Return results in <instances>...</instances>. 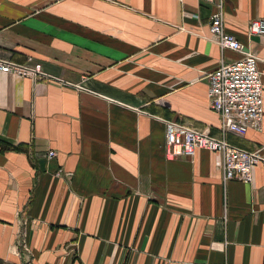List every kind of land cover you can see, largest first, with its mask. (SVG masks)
Returning <instances> with one entry per match:
<instances>
[{
    "label": "crops",
    "instance_id": "1",
    "mask_svg": "<svg viewBox=\"0 0 264 264\" xmlns=\"http://www.w3.org/2000/svg\"><path fill=\"white\" fill-rule=\"evenodd\" d=\"M257 58L259 129L224 132L205 74ZM264 0H0V264H264V160L221 179L206 149L171 156L165 121L252 150L264 144ZM48 150L53 155H46ZM264 157V150L262 151Z\"/></svg>",
    "mask_w": 264,
    "mask_h": 264
},
{
    "label": "built area",
    "instance_id": "2",
    "mask_svg": "<svg viewBox=\"0 0 264 264\" xmlns=\"http://www.w3.org/2000/svg\"><path fill=\"white\" fill-rule=\"evenodd\" d=\"M211 39L221 48L239 52L241 55L228 62L219 61L205 74L208 107L219 119V128L224 132L243 135L248 129H259L262 118V91L256 56L243 50V44L232 34L224 31L222 14L217 9L207 19ZM250 34L264 36V17L251 18L247 23ZM0 72L21 78L37 79L42 75L38 62H18L0 57ZM164 137L171 156L193 154L195 149H206L220 157L221 179L248 182L252 167L264 160V144L247 150L228 143L222 136L210 135L173 121H165ZM48 157L53 155L48 150Z\"/></svg>",
    "mask_w": 264,
    "mask_h": 264
},
{
    "label": "bare ground",
    "instance_id": "3",
    "mask_svg": "<svg viewBox=\"0 0 264 264\" xmlns=\"http://www.w3.org/2000/svg\"><path fill=\"white\" fill-rule=\"evenodd\" d=\"M263 118V117H262Z\"/></svg>",
    "mask_w": 264,
    "mask_h": 264
}]
</instances>
